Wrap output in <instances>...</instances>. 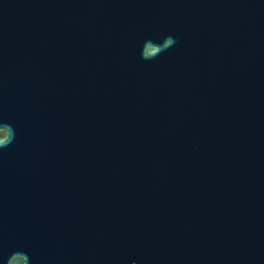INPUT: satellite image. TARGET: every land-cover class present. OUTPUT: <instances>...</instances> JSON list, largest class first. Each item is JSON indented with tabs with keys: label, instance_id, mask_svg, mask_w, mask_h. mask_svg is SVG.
<instances>
[{
	"label": "water",
	"instance_id": "obj_1",
	"mask_svg": "<svg viewBox=\"0 0 264 264\" xmlns=\"http://www.w3.org/2000/svg\"><path fill=\"white\" fill-rule=\"evenodd\" d=\"M7 139L0 264H264V0H0Z\"/></svg>",
	"mask_w": 264,
	"mask_h": 264
},
{
	"label": "clouds",
	"instance_id": "obj_2",
	"mask_svg": "<svg viewBox=\"0 0 264 264\" xmlns=\"http://www.w3.org/2000/svg\"><path fill=\"white\" fill-rule=\"evenodd\" d=\"M167 39L170 41V44H171V46H172L173 43H174L173 38L168 37ZM164 50H166V49H164ZM164 50H163V51H164ZM153 59H154V58H153ZM4 127H6V128H11V126H9V125H4ZM11 129H12V128H11ZM12 130H13V129H12ZM13 138H14V130H13ZM13 138H12V139H13ZM12 139H11V140L7 139V140H4V141L0 142V147H7V145H8L9 143H11ZM6 141H7V142H6Z\"/></svg>",
	"mask_w": 264,
	"mask_h": 264
}]
</instances>
